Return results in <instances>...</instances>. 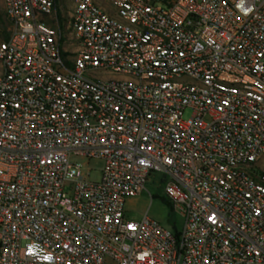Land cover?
Instances as JSON below:
<instances>
[{"label": "built area", "instance_id": "built-area-1", "mask_svg": "<svg viewBox=\"0 0 264 264\" xmlns=\"http://www.w3.org/2000/svg\"><path fill=\"white\" fill-rule=\"evenodd\" d=\"M2 1L0 264H264V0Z\"/></svg>", "mask_w": 264, "mask_h": 264}, {"label": "rangeland", "instance_id": "rangeland-1", "mask_svg": "<svg viewBox=\"0 0 264 264\" xmlns=\"http://www.w3.org/2000/svg\"><path fill=\"white\" fill-rule=\"evenodd\" d=\"M100 3L101 7L109 13L113 12V7L109 3V0H96ZM159 5H164L162 0H156ZM72 0H61L60 5L64 6V11L71 8ZM4 13L3 1L0 0V14ZM0 36V42L2 41ZM191 109H186L183 112V118L187 119L191 116ZM83 163L84 172L89 173V179L100 180L101 169L103 162L99 160L86 161L85 159H78ZM160 174H153L146 184V188L138 195L128 197L125 199L124 208L125 213L129 218L140 219L145 214L148 217L158 221L162 226L172 229L173 226L179 227L181 225V217L179 214L163 201L165 197L163 192V184L159 183L157 179L160 178Z\"/></svg>", "mask_w": 264, "mask_h": 264}, {"label": "trees", "instance_id": "trees-1", "mask_svg": "<svg viewBox=\"0 0 264 264\" xmlns=\"http://www.w3.org/2000/svg\"><path fill=\"white\" fill-rule=\"evenodd\" d=\"M60 3H61V0H56V7L58 10L59 16L65 9L64 6L60 5ZM0 36L2 37L3 40H6L9 36V22L4 13L0 14ZM162 199L165 203H167L171 207V204L166 197H163Z\"/></svg>", "mask_w": 264, "mask_h": 264}]
</instances>
